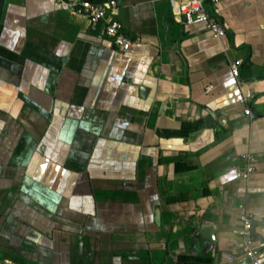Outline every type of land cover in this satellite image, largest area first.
Here are the masks:
<instances>
[{
    "label": "crops",
    "instance_id": "0c3cea01",
    "mask_svg": "<svg viewBox=\"0 0 264 264\" xmlns=\"http://www.w3.org/2000/svg\"><path fill=\"white\" fill-rule=\"evenodd\" d=\"M82 1L0 0V264H252L264 0H207L220 37L183 0H89L127 51Z\"/></svg>",
    "mask_w": 264,
    "mask_h": 264
},
{
    "label": "built area",
    "instance_id": "2783aa9c",
    "mask_svg": "<svg viewBox=\"0 0 264 264\" xmlns=\"http://www.w3.org/2000/svg\"><path fill=\"white\" fill-rule=\"evenodd\" d=\"M213 5L218 4L220 0H208ZM207 0H183L181 11L185 21L189 25L206 24L214 36L220 37L226 34L227 28L223 22L216 17L208 6ZM116 0H110L112 6L116 5ZM79 10L83 12L92 22H106L107 34L113 38L117 47L127 51L134 44V40L123 32L122 24L110 15L107 6L98 4L89 0L80 3ZM240 62L232 64L233 72L236 76L240 75ZM245 112L252 115V109L246 108ZM241 236L245 241L244 251L252 264H264V239L260 243L255 242L253 235V219L249 213L241 216V226L239 229Z\"/></svg>",
    "mask_w": 264,
    "mask_h": 264
},
{
    "label": "water",
    "instance_id": "95a60500",
    "mask_svg": "<svg viewBox=\"0 0 264 264\" xmlns=\"http://www.w3.org/2000/svg\"><path fill=\"white\" fill-rule=\"evenodd\" d=\"M209 232H212V230H209ZM210 238L212 239V240H215V236L211 233L210 235ZM215 264H218V260L216 261V263Z\"/></svg>",
    "mask_w": 264,
    "mask_h": 264
}]
</instances>
